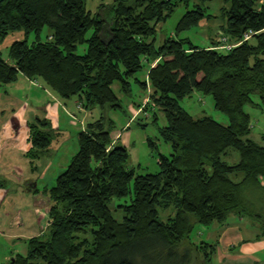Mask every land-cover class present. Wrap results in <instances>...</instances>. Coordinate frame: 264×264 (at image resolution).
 <instances>
[{"label":"trees","instance_id":"16d2710c","mask_svg":"<svg viewBox=\"0 0 264 264\" xmlns=\"http://www.w3.org/2000/svg\"><path fill=\"white\" fill-rule=\"evenodd\" d=\"M89 1L0 0V45L16 32L36 36L10 46L12 65L0 55V85L19 75L41 79L61 99L82 100L86 110H120L116 83L126 96L132 81L144 91L151 87L172 153L159 155L158 173L137 174L128 167L126 147L111 136L113 121L88 123L66 171L36 196L52 221L48 234L28 240L27 255L4 264H213L216 246L191 242L197 224L238 214L264 226V146L249 138L252 118L245 110H264V0H221L228 5L222 10L227 43L256 33L230 50L222 42L205 49L181 37L213 17L212 0H198L192 9L189 0H114L95 13ZM182 5L187 11L175 36L159 45L158 28ZM46 28L52 34L43 41ZM142 71L148 81L136 78ZM195 92L212 96L229 124L186 111L180 101ZM29 131L28 156L41 160L55 131L46 119L33 121ZM230 149L240 155L237 164L222 161ZM131 194L129 204L115 206L124 213L117 220L113 199ZM171 208L174 214L162 220L161 211Z\"/></svg>","mask_w":264,"mask_h":264},{"label":"crops","instance_id":"0c3cea01","mask_svg":"<svg viewBox=\"0 0 264 264\" xmlns=\"http://www.w3.org/2000/svg\"><path fill=\"white\" fill-rule=\"evenodd\" d=\"M113 1L100 0V4L103 2L111 4ZM222 4L220 10L224 18L223 21L218 23V13H214L211 14L213 17L210 20H203L197 27L198 29L215 30L212 37L211 35L206 36L209 44L201 48H211L214 43H219V36L223 33V27H226L227 22L222 10L228 5L223 2ZM98 6L93 9L94 11H90L97 12ZM158 31L162 35L161 27L158 28ZM51 34L50 31L49 35ZM32 35L27 37L23 32L9 35L0 45L1 55L3 44L8 39L12 40L6 43L8 56L6 59L1 57L12 65L13 62L9 58L10 46L16 41L28 40ZM170 36H175L174 30ZM167 37V35L162 37L159 35V45ZM146 80L148 81V76ZM9 87L13 90H10ZM21 88L25 95L21 94ZM150 88L148 87L147 91L141 89L149 93ZM80 105L83 103L79 99H61L41 79L33 80L19 75L16 82L0 86V242H3L7 247L4 255L6 263L16 254L27 255V241L47 235L52 222L47 210L36 204V196L45 188L50 189L54 185L48 186L47 184L43 186L44 188L39 186L41 177L38 172L42 159L34 160L28 156L32 147L30 124L36 119L48 120L56 134L53 142L58 143L59 135L62 133L63 117L74 122L80 119L82 126L80 131H82L87 126L85 114L94 115L93 112L96 108L86 110ZM118 137L119 135L116 136L115 142L117 139L120 140ZM12 185L14 188H11ZM5 203H9L14 210H20L18 220H7L8 211L1 213V208ZM231 217L233 220L212 223L209 226H204L206 227L204 230L199 228L198 234L202 236L203 241L194 242L191 239V242L196 245L205 243L216 246L213 264H264V233L258 231L255 222L246 220L245 217L238 214H232ZM246 223V228L249 231L245 230L244 233L243 228Z\"/></svg>","mask_w":264,"mask_h":264},{"label":"rangeland","instance_id":"374dc122","mask_svg":"<svg viewBox=\"0 0 264 264\" xmlns=\"http://www.w3.org/2000/svg\"><path fill=\"white\" fill-rule=\"evenodd\" d=\"M197 2L198 0H189V9H192L193 5ZM99 4L100 0H90L88 3V9L94 11L93 9H95ZM222 5L221 0H212L207 5L210 8V14L218 13V23L224 20L220 10ZM186 11L187 8L184 5L178 7L171 17H169L168 20L160 26L161 29H163L162 35L159 34L160 37L165 35L170 36ZM214 33V29L211 31L208 29L194 28L183 33L181 37L189 39L196 46L204 47L209 44V42L207 43L206 36L211 35L212 37ZM49 34L50 30L46 28L41 34L42 39L45 41ZM35 39L36 36L32 35V37L28 39V42L33 43ZM10 41L12 40L8 39L6 43ZM6 43H4L3 47H1V56L4 59L8 56ZM86 49V44L81 45L79 46L77 53L82 55L86 52ZM146 77V71L139 72L136 76V78L142 81L146 80ZM132 82V93L127 96L120 92V85L118 83L113 86L115 93L121 100L122 108L120 110H114L110 107H105L104 109L98 107L93 112L94 115L88 116L85 114V121L86 124H88L104 117L107 127L109 126V122L113 121V126L109 127H112L110 133L114 140L116 139V136L119 135L118 138L120 140L117 139L116 141L121 143L128 150L130 156L128 167L135 170L137 174H156L160 171L159 155L161 154L169 157L172 153L171 146L165 142L161 134V130L167 126V119L163 111L158 106L154 105L151 100V96L154 92L153 89L150 88L149 93L144 92L139 84L134 83V81ZM9 88L10 90H13V88ZM21 94L25 95L23 88H21ZM253 100L256 103H260L258 95H254ZM180 105L195 118H202L206 116L213 118L223 125L229 124L228 117L215 108L213 98L210 95H202L195 92L192 96L181 100ZM245 110L252 118V131L249 138L259 145L264 146V110L250 105L246 106ZM80 123V119H77L74 122L69 118L65 119L63 117L61 124L62 133L59 135V138L57 137L59 141L58 143H55L56 141L53 142L52 146L49 148V152L44 156V158H42L39 166L38 174H40L41 177L39 186L41 188L47 184L48 186L55 185L56 178L66 171L72 158L77 154L79 150L77 133L82 127ZM151 142L153 144H151ZM221 158L222 161L230 165L237 164L240 161V155L238 151L234 149L228 150ZM241 178L242 174L233 177L235 180H240ZM8 179L10 178L8 177ZM11 188H14L13 185ZM131 199L132 194L126 198L113 199L111 203V210L117 220H122L124 213L121 209H117L115 206L129 204ZM1 209V213L8 211L6 214L8 218L7 220L19 219L20 210H14V208H11L9 203L3 204ZM171 214H174V210L172 208L167 211H161L160 216L162 220L166 221L167 217ZM244 217L246 220L255 222L258 231L264 233V226L260 221L257 222L248 216ZM231 218L233 217L230 215L227 220H233ZM204 226L205 225L201 224L196 225L191 236L192 241H203L202 236H199L198 232L199 228L204 230V228H206ZM246 226L247 223L243 228L244 233L245 230L249 231ZM6 251V245L3 242H0V264L6 263L4 260Z\"/></svg>","mask_w":264,"mask_h":264},{"label":"built area","instance_id":"2783aa9c","mask_svg":"<svg viewBox=\"0 0 264 264\" xmlns=\"http://www.w3.org/2000/svg\"><path fill=\"white\" fill-rule=\"evenodd\" d=\"M255 34H256V33L250 31V32H248L247 34H245L244 37H243V39H242L241 41H239L237 44H231V43H227V42L229 41L228 38H227L223 33H221V35L219 36V42L224 43V45H225L224 47H225L226 49L230 50V49H232L233 47L240 45L242 42L249 40V39H250L253 35H255ZM144 106H145V105H144ZM141 109H142V108H141ZM141 109H140V110H141Z\"/></svg>","mask_w":264,"mask_h":264}]
</instances>
